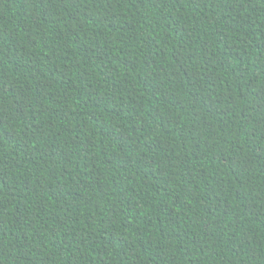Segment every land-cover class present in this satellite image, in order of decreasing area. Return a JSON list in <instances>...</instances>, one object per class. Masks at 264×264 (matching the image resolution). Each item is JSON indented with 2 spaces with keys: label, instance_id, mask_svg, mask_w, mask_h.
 Returning a JSON list of instances; mask_svg holds the SVG:
<instances>
[{
  "label": "trees",
  "instance_id": "16d2710c",
  "mask_svg": "<svg viewBox=\"0 0 264 264\" xmlns=\"http://www.w3.org/2000/svg\"><path fill=\"white\" fill-rule=\"evenodd\" d=\"M0 264H264V0H0Z\"/></svg>",
  "mask_w": 264,
  "mask_h": 264
}]
</instances>
